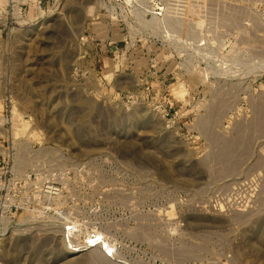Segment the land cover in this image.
Wrapping results in <instances>:
<instances>
[{
	"label": "rangeland",
	"instance_id": "374dc122",
	"mask_svg": "<svg viewBox=\"0 0 264 264\" xmlns=\"http://www.w3.org/2000/svg\"><path fill=\"white\" fill-rule=\"evenodd\" d=\"M102 7L0 32V264H264V0Z\"/></svg>",
	"mask_w": 264,
	"mask_h": 264
},
{
	"label": "built area",
	"instance_id": "2783aa9c",
	"mask_svg": "<svg viewBox=\"0 0 264 264\" xmlns=\"http://www.w3.org/2000/svg\"><path fill=\"white\" fill-rule=\"evenodd\" d=\"M45 3V0H0V32L5 33L6 35H9L12 31L16 30H22L26 27L32 26L34 23H36L40 18L41 14L43 13V5ZM102 8L104 11V17L106 20L108 19L107 25H109V34L112 35L113 29H115L118 33L121 34L126 30L127 32L132 29L133 26L137 24V10L139 7V0H102ZM144 17L149 16L152 19L162 21L164 18V15L162 13V8L157 5H150L148 8L144 9L142 11ZM114 26V28L112 27ZM109 39V46L111 47H117L118 42L123 41L124 39L120 40H112ZM155 41L158 40L157 38L154 39ZM174 36L168 34L165 31L164 34V41H166L165 44H169L170 42L174 41ZM178 40V39H177ZM156 46V43H155ZM130 47L125 43L123 50L119 53L120 58L126 52L124 50H128ZM178 54L176 52V57L182 60V53L180 48H178ZM171 55H168L167 58L163 61V64L165 65L163 70L155 71L154 74L156 75V78L160 81H166L169 76H171L174 72V69L170 70V66L174 62L173 54L170 52ZM128 58H130L129 65H126L123 67L124 70H131V71H139L141 68H146V64L148 63V58L142 59L139 61L133 60L131 58V55H128ZM122 59V58H121ZM121 59L119 62H121ZM145 61V62H144ZM119 64V63H118ZM128 68V69H127ZM195 71V69H194ZM151 90V89H150ZM157 96V95H155ZM163 115L165 117L169 116V113L166 111V109H163L162 111ZM171 122H174L173 119H171ZM3 233V231H0V235ZM63 233L65 236H68V234L71 233L70 227H65L63 229ZM99 239L96 237V240ZM98 244H101V248L104 249L107 253V255H111L109 251H107V246L104 243L98 242ZM85 246L87 247H94L90 246L89 244Z\"/></svg>",
	"mask_w": 264,
	"mask_h": 264
},
{
	"label": "bare ground",
	"instance_id": "6f19581e",
	"mask_svg": "<svg viewBox=\"0 0 264 264\" xmlns=\"http://www.w3.org/2000/svg\"><path fill=\"white\" fill-rule=\"evenodd\" d=\"M96 25L98 26V24H96ZM97 26H96V27H97ZM181 84H182V83H180V84L177 86V88H178V87L181 88V86H182ZM183 87H184V86H183ZM185 90H186V88H185ZM183 94H184V93H183ZM181 95H182V93H181ZM64 236H65V235H64ZM85 239H86V241H85L84 244H86V245L89 244L90 246H94V245H96V240H95V239H92V238H90V237H89V238H85ZM110 248H111L110 245H108V246H107V249H110ZM105 254H107L106 251H105Z\"/></svg>",
	"mask_w": 264,
	"mask_h": 264
}]
</instances>
